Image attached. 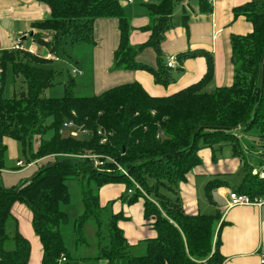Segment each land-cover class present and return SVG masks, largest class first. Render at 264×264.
Instances as JSON below:
<instances>
[{"label": "trees", "instance_id": "1", "mask_svg": "<svg viewBox=\"0 0 264 264\" xmlns=\"http://www.w3.org/2000/svg\"><path fill=\"white\" fill-rule=\"evenodd\" d=\"M39 1L49 5L51 15L33 23L36 31L30 37L54 57L65 45H94L96 20L115 17L119 20L120 42L114 53V67L147 70L164 86L175 80L164 63L162 43L174 25L176 7L184 0L146 3L150 23L143 29L151 34L137 46L130 41L132 23L119 0ZM212 10L210 3L201 0V11ZM234 15L244 16L253 30L230 36L233 82L211 92L205 87L214 78L215 64L212 54L205 50L178 55L180 61L204 55L208 71L199 82L166 96H152L138 81L114 86L101 94L76 95L75 79L65 84L63 94L46 95L58 75L52 66L53 58L23 49L0 52V264L30 261L31 243L20 232L18 219L12 213L16 202L26 204L33 213V226L43 244V264H223L222 213H187L179 186L202 163V148L216 151L230 144L245 170L243 181L233 189L252 199L264 196V80L260 84L264 67V1L239 5ZM146 47L156 50L157 68L137 60ZM20 79L25 90L7 89L14 88ZM70 119L83 124L91 134L77 138L62 135L61 128ZM100 128L110 132L105 144L100 142ZM253 130L261 132L257 163L248 160L245 150L249 146L244 147L239 134ZM6 138L19 143L27 163L48 156L53 159L30 178L7 187L2 171L16 166L8 164ZM86 151L98 154L111 171L98 170L88 159L73 156ZM108 158L125 168L142 189ZM71 180L82 183L84 205L74 221L64 208L72 202ZM120 181L126 183L127 191L133 189L129 198L122 195V199L134 203L144 197L145 219L157 232L155 237L138 243L145 245L140 254L132 253L138 244L132 245L119 225L123 213L110 212L112 202L101 205V188ZM223 185L227 181L219 177L207 183L210 202H214L213 191ZM163 189L175 196L169 197ZM88 223L95 229L96 251L79 255L81 248L92 246L86 234ZM69 229L74 236L73 247L65 237Z\"/></svg>", "mask_w": 264, "mask_h": 264}, {"label": "crops", "instance_id": "2", "mask_svg": "<svg viewBox=\"0 0 264 264\" xmlns=\"http://www.w3.org/2000/svg\"><path fill=\"white\" fill-rule=\"evenodd\" d=\"M119 1L132 23L131 43L137 46L146 42L151 33L143 29L150 23V15L145 4L161 0ZM205 1L212 5L211 12L201 11V0H184L176 7L173 16L174 25L165 34L162 54L166 52L167 56L163 57V60L167 64L172 55H182L195 50L209 52L214 57L215 73L212 81L206 86L212 84L216 89L233 82V67L229 62L230 36L244 35L253 30L252 24L244 16L235 17L234 8L251 0ZM185 13H187L186 19ZM50 15L49 5L39 0H0V52L13 49L15 42L22 40L24 36H27L24 44L31 45L33 41L30 34L36 31L33 23L42 21ZM94 38L96 43L93 54L95 64L93 81L95 88L99 90L97 94L120 84L138 81L152 96L171 95L199 82L208 71V61L204 55L184 57L182 61L179 60L177 67L167 66L175 80L164 86L157 83L155 76L147 70L114 67V53L120 42L117 18H98L95 22ZM43 52L46 54V48ZM137 60L158 67V54L153 47L143 49ZM174 69L179 73L175 74ZM5 142L11 151L13 166H16L15 169L2 171L4 184L7 187L16 186L23 179L30 178L41 166L53 159V156H48L27 163L16 140L6 138ZM200 155L202 163L188 173L187 180L179 187L184 208L189 214L202 213L199 191L205 186L206 192V185L214 179L213 176L219 175L220 178L222 175L232 174L241 165L240 158L234 155L229 158H218L211 148H202ZM20 161L23 162L22 165H17ZM226 181L227 185L213 191L214 202H211L216 212L222 213V220L225 221L220 232L221 252L225 256L223 264H264V203L229 207L231 184ZM118 191L113 183L103 186L100 190L101 205L116 200ZM116 201L113 205L115 213L121 212L124 215L119 225L132 245L157 235L156 230L148 225L145 219L144 199L140 203L122 206ZM12 213L18 219L20 232L31 243L29 264H43V244L34 229L31 209L22 202H16L12 207Z\"/></svg>", "mask_w": 264, "mask_h": 264}, {"label": "rangeland", "instance_id": "3", "mask_svg": "<svg viewBox=\"0 0 264 264\" xmlns=\"http://www.w3.org/2000/svg\"><path fill=\"white\" fill-rule=\"evenodd\" d=\"M125 1V0H124ZM41 53L44 55V48H40ZM165 50V48H164ZM47 53V50H46ZM94 45L87 44V43H79L75 45H65V48L63 51L60 52L59 55H56L52 59V66L58 71V75L55 79V86L53 88L46 90V95H61L64 93V87L67 82H69L71 79H75L77 84L74 88V93L76 95H94L97 94L99 90L95 88L94 81H93V75L95 71V64H94ZM164 58H166V52L162 54ZM74 69H77L81 71L82 73H75ZM264 70V67H263ZM175 74H178V70L174 69ZM263 73L261 77V85L263 84ZM9 91L16 90L17 92L23 91L26 89V85L21 82V79L18 80V83L15 85L14 88L11 86H8L7 88ZM215 89V86H212V84H209L205 87L206 91H213ZM101 91V90H100ZM8 95H10V92H7ZM259 130H253L249 132H240V139L244 145L248 144L249 148H246L245 154L249 161L251 159L253 162H259V156H258V138L260 135ZM19 144V143H18ZM255 147V149H254ZM216 154L218 158H229L233 157L234 150L233 146L230 144L224 145L221 149H216ZM7 161L9 166L14 164V160L11 158V151L8 149L7 153ZM244 162L241 160L240 167L233 172L232 174L228 175H222L220 178L226 179L230 182L231 188L234 186H238L241 184L244 178ZM219 177L213 176L212 178ZM111 184V183H110ZM70 190L72 193V202L70 205L65 206L64 208L69 212L72 221L75 220L76 217H78L84 210V205L82 202V183L79 180H71L69 181ZM114 188H116L118 191V194L116 196V200H111L107 202L104 206H108L110 202H112V205H110V212H115L113 205L116 202H119L120 206L122 205H131L137 202H141V200L144 199V197H140L136 202L129 203L128 200L122 199V195H125L127 198H129L131 195L127 191L126 183L123 181L115 182L113 183ZM180 187V186H179ZM165 194H167L169 197L173 198L175 194L167 189L162 190ZM121 195V196H120ZM199 197L201 199V207H202V213L205 214H213L216 213V210L214 208V204L211 203L209 200H207L206 192H205V186L204 188H201L199 191ZM217 197V195H216ZM218 198V197H217ZM115 199V198H114ZM142 206V204H141ZM209 211V212H208ZM105 230V228H104ZM95 229L93 228L92 223H88L86 226V234L88 236L89 241L92 242V246L88 247L85 246L81 248L79 251H77V254L79 255H91L96 251L97 247V240L96 237H94ZM65 237L67 244L71 247H73V233L69 230L65 231ZM144 243H141L137 245V247L132 250V253L140 254V251L144 249ZM91 253V254H90ZM100 264H104L103 262H100Z\"/></svg>", "mask_w": 264, "mask_h": 264}, {"label": "built area", "instance_id": "4", "mask_svg": "<svg viewBox=\"0 0 264 264\" xmlns=\"http://www.w3.org/2000/svg\"><path fill=\"white\" fill-rule=\"evenodd\" d=\"M131 1V0H130ZM13 49H23V50H27L29 52H31L32 54L35 55H39L41 54V49L40 46L37 42H32L31 45L27 46L24 44V42H22V40H17L15 42L14 48ZM1 55V53H0ZM46 58H54V55L51 53H47L45 54ZM178 62H179V57L178 55H172L168 62L167 65L168 67L171 68H175L178 66ZM75 73H82L81 71L74 69ZM2 74H3V66L1 63V58H0V87L2 84ZM61 134L64 136H72V137H80L82 135H89L91 134V131L88 130L83 124H79L74 120H67L64 122L62 128H61ZM98 134L100 135V142L102 144H105L108 142L109 136H110V132H108L106 129L100 128L98 130ZM77 158H85L88 159L95 168H97L98 170H104V171H111V168H107L106 167V161L102 160L98 154L90 152V151H86L84 153L81 154H75L73 155ZM108 161L114 162L118 169L120 171H122L123 173H125L126 175H128L131 180L135 183L136 187L142 189L140 187V185L129 175V173L126 171L125 168H123L118 162H116L115 159L113 158H108ZM22 161L18 162V165H22ZM261 175L264 176V170L261 171ZM130 194L133 192V189H129L128 191ZM264 203V196L258 199H252L249 195L244 194V193H240L234 189H231L229 192V207H233V206H238V205H249V204H263ZM66 258L63 257L62 260H65ZM264 262V260H263Z\"/></svg>", "mask_w": 264, "mask_h": 264}, {"label": "water", "instance_id": "5", "mask_svg": "<svg viewBox=\"0 0 264 264\" xmlns=\"http://www.w3.org/2000/svg\"><path fill=\"white\" fill-rule=\"evenodd\" d=\"M33 33H31L30 35H32ZM27 38V36H24V38L23 39H26ZM263 78H264V70H263Z\"/></svg>", "mask_w": 264, "mask_h": 264}]
</instances>
